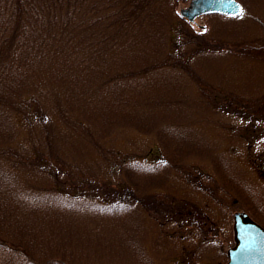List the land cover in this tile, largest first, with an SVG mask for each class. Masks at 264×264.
I'll return each instance as SVG.
<instances>
[{"label":"rangeland","instance_id":"374dc122","mask_svg":"<svg viewBox=\"0 0 264 264\" xmlns=\"http://www.w3.org/2000/svg\"><path fill=\"white\" fill-rule=\"evenodd\" d=\"M237 1L236 17L188 22L179 10L190 0H94L99 15L83 19L142 9L116 38L83 25L71 41L65 31L11 54L0 70L10 107L0 110V264H225L235 212L264 228V0ZM2 12L3 42L16 23L12 5ZM185 21L230 49L185 46ZM96 176L148 207L174 197L167 222L110 199Z\"/></svg>","mask_w":264,"mask_h":264},{"label":"trees","instance_id":"16d2710c","mask_svg":"<svg viewBox=\"0 0 264 264\" xmlns=\"http://www.w3.org/2000/svg\"><path fill=\"white\" fill-rule=\"evenodd\" d=\"M94 0H0V28H4V17L2 8L3 5L6 3H9L13 6L14 10V17H15V23L16 26L12 29L10 33V37L5 38V40L2 42V39L0 40V70L3 68L4 65H6L4 62L7 63L8 59L15 54L16 51L25 48L27 46V43H31V45L35 46L34 43H38L39 45H43L44 42H50L51 40L56 42L55 35L63 38V33L65 31H68L64 35V40L71 41V30L74 27H77L78 29H82L83 25L86 27L91 26V28H94L96 32L101 36L103 31H109L111 33L112 38L118 37L123 30L128 28L130 25V20L134 19L142 9V6L139 5V3L136 5L135 9L132 11L128 10V12L125 9H122L120 12H116L111 15H115L112 17L111 21H106L104 18L97 19L95 21H89L85 20L82 17H87L89 15H99V10L92 8L91 3ZM135 1V0H130ZM188 0H173L174 3H186ZM148 2V0H146ZM97 3V2H94ZM86 5V6H82ZM114 6L116 8L119 7L118 3H114ZM123 8V7H122ZM204 18H207V16H203ZM90 19H93V17H88ZM104 19V21L102 20ZM114 26V30H110L109 27ZM122 28H124L122 30ZM113 32V33H112ZM207 30H195L192 27L191 23H188L185 21V23L182 22L181 28H179V38L184 37V39H188L185 46L191 45L193 46V42L195 44H203L204 49H219V51H228L230 48L227 47V42H215L211 37L207 35ZM73 42V41H72ZM75 42H78L75 40ZM74 43V42H73ZM219 45L214 47V44ZM181 46V47H185ZM238 48L237 46H235ZM198 49V48H197ZM236 52L238 51L239 55H244L245 51H239V49H234ZM248 53V52H246ZM12 54V55H11ZM171 54V53H169ZM173 54V53H172ZM175 55V54H174ZM247 56H252V54H246ZM161 65H163L161 63ZM182 68V67H181ZM5 85L1 81L0 77V110L3 108H10L8 107V99L5 97L4 90ZM14 102V101H13ZM264 102H261V104ZM242 104H245V101H242ZM232 105V104H230ZM241 105V106H244ZM264 104H262L263 108ZM261 108V110H262ZM42 117V115H41ZM39 117L38 122H42L45 124V120L43 118ZM88 132V131H87ZM52 156V155H51ZM53 157V156H52ZM21 160V159H19ZM22 162H25L27 164L26 160H21ZM29 161V160H28ZM62 171V170H61ZM60 172V171H59ZM97 183L100 184V186H96L97 190H100L102 193H105L108 197L111 196L110 199H115L118 203L122 204H129L134 203L137 206H141L143 209H147V211H152L156 213V215L160 216V219L162 221V224H165L167 222V219L165 218L163 210H168L172 207L174 204V201L176 202L175 198L172 197L169 200L163 199V203H160L158 198H154L151 202L150 207L146 206L143 202L141 193H138L134 188H131L129 186H122L120 187L121 183H117V186H108V183L104 181V178L96 176ZM82 180L88 179L87 175L81 176ZM107 181H112L109 179H105ZM95 182V180H93ZM112 183V182H110ZM108 187L116 188L112 189V191H109ZM94 195H97V193ZM161 199V198H160ZM158 200V201H157ZM156 205V206H154ZM153 209V210H152ZM182 209H184V206L178 204V211L182 212ZM181 210V211H180ZM158 211V212H157ZM103 213H110V212H103ZM152 215V216H156ZM158 219V217H155ZM195 255L196 252L193 251ZM180 255L183 256H190L191 252H179ZM191 259L193 261H191ZM188 263L187 264H199V260L194 259L192 256L187 258ZM181 264H184L183 261L178 262Z\"/></svg>","mask_w":264,"mask_h":264},{"label":"water","instance_id":"95a60500","mask_svg":"<svg viewBox=\"0 0 264 264\" xmlns=\"http://www.w3.org/2000/svg\"><path fill=\"white\" fill-rule=\"evenodd\" d=\"M242 11L237 0H190L179 10V15L193 22L205 14L236 17ZM232 228L234 244L226 251L225 264H264V228L243 211L233 214Z\"/></svg>","mask_w":264,"mask_h":264}]
</instances>
